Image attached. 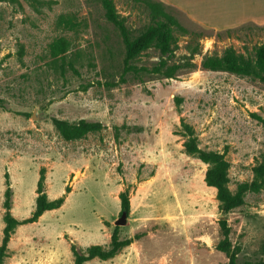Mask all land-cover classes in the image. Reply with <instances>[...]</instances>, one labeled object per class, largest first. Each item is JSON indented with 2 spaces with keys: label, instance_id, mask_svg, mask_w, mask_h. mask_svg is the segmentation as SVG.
Listing matches in <instances>:
<instances>
[{
  "label": "rangeland",
  "instance_id": "obj_1",
  "mask_svg": "<svg viewBox=\"0 0 264 264\" xmlns=\"http://www.w3.org/2000/svg\"><path fill=\"white\" fill-rule=\"evenodd\" d=\"M112 1L132 36L149 22L145 2H160L185 32L174 29L171 53L152 45L126 68L100 0H0V264H76L90 246L109 250L114 234L123 245L113 256L83 264H264V81L201 64L232 47L264 74L255 55L264 19L207 23L255 3ZM60 37L68 47L54 56ZM160 63L181 66L172 78L148 71ZM81 120L98 126L77 140L55 125ZM182 121L228 163L232 193L248 185L240 206L222 211L207 165L185 152ZM42 169L43 192L62 204L31 220ZM6 211L18 224L4 242ZM220 219L229 253L217 246Z\"/></svg>",
  "mask_w": 264,
  "mask_h": 264
},
{
  "label": "trees",
  "instance_id": "obj_2",
  "mask_svg": "<svg viewBox=\"0 0 264 264\" xmlns=\"http://www.w3.org/2000/svg\"><path fill=\"white\" fill-rule=\"evenodd\" d=\"M100 2L104 9L105 18L118 29L121 36L125 47L124 65L126 68L129 67L130 61L139 51L152 45L155 46L162 55L171 53L172 44L174 42V29L176 28L185 32V29L164 9V6L160 2H145L148 6L149 22L140 33L136 36H132L124 19L117 13L113 1L100 0ZM66 23L71 24L69 21H66ZM67 47L68 42L63 37H60L51 44L50 50L54 56H62L66 52ZM255 55L260 62L264 63V44L259 45L255 49ZM201 64L204 68L209 70L227 71L238 75H253L264 81V74L261 75L256 72L249 62L245 61L241 55L235 53L232 47L226 48L222 57L205 56ZM180 66L181 65L176 64L164 67V64L160 63L148 69V71L155 74H162L167 78H172L174 72L180 68ZM55 125L65 140H77L82 138L89 131L97 128L98 123L81 120L77 125L71 126L63 121H55ZM181 125L187 137L184 143L185 152L197 157L207 165L204 181L208 186L216 189V198L222 211L228 213L240 206L243 203V194L248 188V185L242 183L238 185L237 190L232 193L228 188V163L217 152L200 148L192 127L183 121ZM43 174L44 171L42 169L37 183L38 196L35 202V211L30 218L31 220H35L44 211L54 209L62 204V199L52 201L47 199L43 192ZM9 194L10 189L8 187L7 199L5 201L7 210L9 209ZM119 197L121 211H128L129 198L127 190L122 191ZM5 221L4 242L7 241L10 232L15 225L18 224L8 211H6ZM219 225L221 238L217 246L221 251L229 253V227L226 219H220ZM111 244L112 247L109 250L102 249L98 245L90 246L85 256L77 257L76 264H83L85 260L93 257L107 259L121 248L123 242L119 241L114 234Z\"/></svg>",
  "mask_w": 264,
  "mask_h": 264
},
{
  "label": "crops",
  "instance_id": "obj_3",
  "mask_svg": "<svg viewBox=\"0 0 264 264\" xmlns=\"http://www.w3.org/2000/svg\"><path fill=\"white\" fill-rule=\"evenodd\" d=\"M246 1H244V2L246 3ZM252 3L253 4L255 3V6L253 5L251 7V6H248L247 4H243V6L245 7L244 9H247L249 11H251L252 9H254L253 11L249 12L248 14H246L244 12V13H242L240 15L238 13L237 16L233 17L232 19H228V17L226 18V16L230 15L229 13H231V14L237 13V12H233V11L230 12V10H228L226 12L227 15H226V13L222 14V15H225V17H221V19H218L216 22L211 21V22H207V23H215L217 25L224 26V25H234V24L243 22L245 20H252V21H256V22H263V19H264V0H252ZM256 3L257 4L260 3V5L259 4L256 5Z\"/></svg>",
  "mask_w": 264,
  "mask_h": 264
},
{
  "label": "water",
  "instance_id": "obj_4",
  "mask_svg": "<svg viewBox=\"0 0 264 264\" xmlns=\"http://www.w3.org/2000/svg\"><path fill=\"white\" fill-rule=\"evenodd\" d=\"M125 216H126V213L125 211H123L120 215V218L116 220V224L119 225V224L125 223Z\"/></svg>",
  "mask_w": 264,
  "mask_h": 264
}]
</instances>
